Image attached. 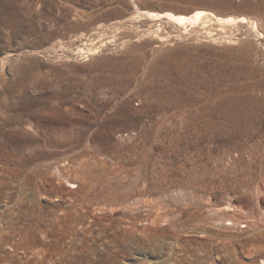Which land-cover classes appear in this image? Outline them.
I'll list each match as a JSON object with an SVG mask.
<instances>
[{
  "label": "rangeland",
  "instance_id": "1",
  "mask_svg": "<svg viewBox=\"0 0 264 264\" xmlns=\"http://www.w3.org/2000/svg\"><path fill=\"white\" fill-rule=\"evenodd\" d=\"M0 264H264V0H0Z\"/></svg>",
  "mask_w": 264,
  "mask_h": 264
},
{
  "label": "bare ground",
  "instance_id": "2",
  "mask_svg": "<svg viewBox=\"0 0 264 264\" xmlns=\"http://www.w3.org/2000/svg\"><path fill=\"white\" fill-rule=\"evenodd\" d=\"M168 16H169V19L175 21L177 24H183L184 22L187 21V19L184 17H175V16H171V15H168Z\"/></svg>",
  "mask_w": 264,
  "mask_h": 264
}]
</instances>
